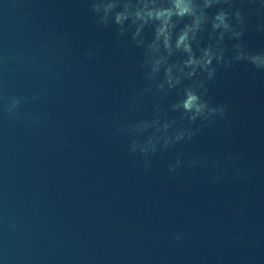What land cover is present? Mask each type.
I'll list each match as a JSON object with an SVG mask.
<instances>
[{"label": "water", "instance_id": "water-1", "mask_svg": "<svg viewBox=\"0 0 264 264\" xmlns=\"http://www.w3.org/2000/svg\"><path fill=\"white\" fill-rule=\"evenodd\" d=\"M111 2L138 0H0V264H264V0L206 9L174 89Z\"/></svg>", "mask_w": 264, "mask_h": 264}, {"label": "clouds", "instance_id": "clouds-1", "mask_svg": "<svg viewBox=\"0 0 264 264\" xmlns=\"http://www.w3.org/2000/svg\"><path fill=\"white\" fill-rule=\"evenodd\" d=\"M218 3L220 0H203L202 4L197 0H138L135 4L131 2L125 4L123 11H115L119 7L116 2L98 5L95 11L99 13L103 10L105 20L115 12V23L121 27L131 21L137 26L133 39H138L146 26L154 25L155 39L148 46L152 74H158L163 69L167 85L174 89L182 83L184 78L191 79L196 75L197 70L207 71L211 66L214 59L211 48L203 50L202 56L197 58L192 45L197 42L199 33L203 31V26L209 22L205 10ZM185 18H190L192 22L186 24L177 34L178 24L176 21H182ZM237 18H240L239 13H237ZM229 20V15L221 12L211 21L212 27L217 31L229 32L232 30ZM177 52L185 54L187 59L183 65H169L168 58ZM163 53H167V56ZM253 62L264 67V61L259 58H255ZM186 69L191 71H185ZM163 89L164 84H161L160 90L163 91ZM176 108H182L185 112L193 114L191 116L193 121L205 117L209 112L215 114V110H209L208 105L201 101L200 96L193 89L185 90V98L176 105ZM183 138L181 135L177 137V140ZM133 150H136L135 145ZM140 150L145 156L148 155L147 147H142ZM151 150L154 154L156 151L154 145L151 146Z\"/></svg>", "mask_w": 264, "mask_h": 264}]
</instances>
